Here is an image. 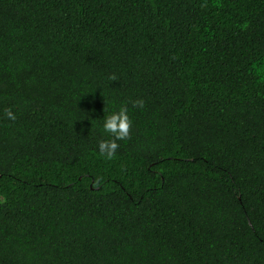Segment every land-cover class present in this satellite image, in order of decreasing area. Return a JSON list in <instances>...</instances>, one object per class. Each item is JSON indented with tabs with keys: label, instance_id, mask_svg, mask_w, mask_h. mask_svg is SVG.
Segmentation results:
<instances>
[{
	"label": "trees",
	"instance_id": "16d2710c",
	"mask_svg": "<svg viewBox=\"0 0 264 264\" xmlns=\"http://www.w3.org/2000/svg\"><path fill=\"white\" fill-rule=\"evenodd\" d=\"M0 264H264V0H0Z\"/></svg>",
	"mask_w": 264,
	"mask_h": 264
},
{
	"label": "clouds",
	"instance_id": "9594fccd",
	"mask_svg": "<svg viewBox=\"0 0 264 264\" xmlns=\"http://www.w3.org/2000/svg\"><path fill=\"white\" fill-rule=\"evenodd\" d=\"M133 106L143 108L144 102L142 100L134 101ZM5 115L9 120L14 121L16 119V115L11 109L6 110ZM131 123L126 106H121L118 111H112L104 117L102 129L111 139L102 140L98 143L99 153L102 156L112 158L115 155L119 147L117 141L128 138Z\"/></svg>",
	"mask_w": 264,
	"mask_h": 264
}]
</instances>
